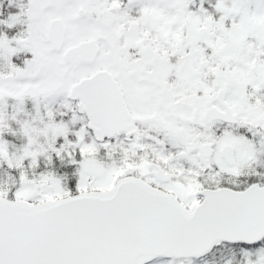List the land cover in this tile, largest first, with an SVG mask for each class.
<instances>
[{
  "label": "snow or ice",
  "instance_id": "obj_1",
  "mask_svg": "<svg viewBox=\"0 0 264 264\" xmlns=\"http://www.w3.org/2000/svg\"><path fill=\"white\" fill-rule=\"evenodd\" d=\"M0 264H264V0H0Z\"/></svg>",
  "mask_w": 264,
  "mask_h": 264
}]
</instances>
